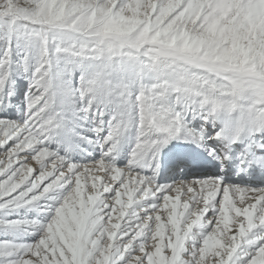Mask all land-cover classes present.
Returning <instances> with one entry per match:
<instances>
[{
	"label": "snow or ice",
	"instance_id": "snow-or-ice-1",
	"mask_svg": "<svg viewBox=\"0 0 264 264\" xmlns=\"http://www.w3.org/2000/svg\"><path fill=\"white\" fill-rule=\"evenodd\" d=\"M0 264H264V0H0Z\"/></svg>",
	"mask_w": 264,
	"mask_h": 264
}]
</instances>
